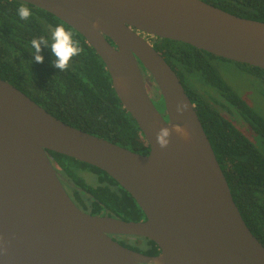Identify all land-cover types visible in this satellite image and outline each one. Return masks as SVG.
<instances>
[{"label":"water","instance_id":"95a60500","mask_svg":"<svg viewBox=\"0 0 264 264\" xmlns=\"http://www.w3.org/2000/svg\"><path fill=\"white\" fill-rule=\"evenodd\" d=\"M82 34L102 58L124 107L149 146L141 154L68 125L0 78V264H264L195 104L147 37L190 44L264 69V22L203 0H21ZM144 71L148 76L145 77ZM158 86L167 115L148 91ZM188 109L180 114L176 105ZM179 124L161 148L156 134ZM47 151L96 166L146 215L126 221L92 215L73 201ZM111 235L154 241L156 256Z\"/></svg>","mask_w":264,"mask_h":264},{"label":"trees","instance_id":"16d2710c","mask_svg":"<svg viewBox=\"0 0 264 264\" xmlns=\"http://www.w3.org/2000/svg\"><path fill=\"white\" fill-rule=\"evenodd\" d=\"M203 1L239 17L264 22V0ZM22 4L32 13L27 20L18 15ZM57 25H63L82 49L64 71L53 66L56 57L51 49V29ZM42 36L48 44H41L43 62L38 63L31 41ZM152 41L195 104L234 201L252 233L264 245V115L222 73L227 63L235 64L264 95V69L218 57L184 42L162 38ZM0 78L68 125L141 154L150 152L144 133L115 92L102 58L82 34L44 9L21 0H0ZM228 110L249 128L239 127L235 118L226 113ZM47 152L80 209L126 221L146 219L133 196L107 172L64 154ZM85 172L96 176L97 183L86 179L82 175ZM111 237L145 255L161 252L146 237Z\"/></svg>","mask_w":264,"mask_h":264},{"label":"clouds","instance_id":"9594fccd","mask_svg":"<svg viewBox=\"0 0 264 264\" xmlns=\"http://www.w3.org/2000/svg\"><path fill=\"white\" fill-rule=\"evenodd\" d=\"M18 15L21 19L27 20L31 16V10L23 4L17 9ZM51 49L53 55L56 57L53 66L64 71L67 69L70 59L73 56L79 55L82 49L79 47L78 42H75L72 35L67 31L63 25H57L51 29ZM47 46L48 41L42 36L38 39L34 38L31 41V46L34 51V60L38 63L43 62V56L41 52V44ZM189 105L188 103L181 101L176 105V111L183 114ZM180 134L184 138H188L190 133L181 125L175 124L171 128L162 127L156 134V140L161 148H166L170 143V136L172 131Z\"/></svg>","mask_w":264,"mask_h":264},{"label":"rangeland","instance_id":"374dc122","mask_svg":"<svg viewBox=\"0 0 264 264\" xmlns=\"http://www.w3.org/2000/svg\"><path fill=\"white\" fill-rule=\"evenodd\" d=\"M150 41L151 38L147 37ZM153 42V41H152ZM225 79L252 105L254 106L262 115H264V95L260 92V88L255 84V81L248 75L242 73L240 69L233 63H227L225 69L222 70ZM152 85L148 86L149 94L156 103L159 110L163 115H167L165 103H163V98L158 86L155 82L151 81ZM238 125L243 127L239 122ZM82 175L94 181L96 176L92 175L90 172H85ZM97 183V180H95ZM135 239V238H134Z\"/></svg>","mask_w":264,"mask_h":264},{"label":"flooded vegetation","instance_id":"af4514ba","mask_svg":"<svg viewBox=\"0 0 264 264\" xmlns=\"http://www.w3.org/2000/svg\"><path fill=\"white\" fill-rule=\"evenodd\" d=\"M149 38L152 39L153 37H149ZM143 73H144L145 77L148 76L147 71H144V70H143ZM226 113L229 114L230 117L233 116V115L230 114L231 112H229V110H228V112H226ZM233 118H235V117L233 116ZM235 122H237V124L240 122V123L243 125V127H241L242 129H245V128L248 127L247 123H246L243 119H241L240 117H238V116H236V118H235ZM239 127H240V126H239ZM248 128H249V127H248Z\"/></svg>","mask_w":264,"mask_h":264}]
</instances>
